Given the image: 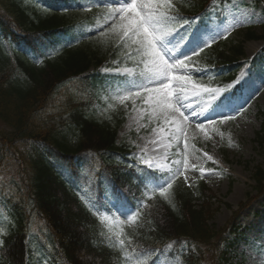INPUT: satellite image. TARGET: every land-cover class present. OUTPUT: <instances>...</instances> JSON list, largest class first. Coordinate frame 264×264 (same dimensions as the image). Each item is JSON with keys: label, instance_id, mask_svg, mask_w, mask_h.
I'll return each mask as SVG.
<instances>
[{"label": "trees", "instance_id": "1", "mask_svg": "<svg viewBox=\"0 0 264 264\" xmlns=\"http://www.w3.org/2000/svg\"><path fill=\"white\" fill-rule=\"evenodd\" d=\"M206 2L172 0L173 12L194 14ZM75 20L74 14L44 13L28 0H0V31L45 33ZM112 40L74 48L38 69L22 58L10 62L0 50V264H121L119 253L137 257L170 244L180 255L172 264H223L220 232L206 223L212 212L205 205L212 198L198 182L191 187L175 180L163 196L148 199L134 215V225L119 230L123 246L113 243V222L100 219L73 196L79 182L97 200L105 192L134 205L147 172L130 166L124 145H115L123 109L106 103L103 77L89 72L82 78L96 89L88 98L79 93L78 78L90 67L117 60L141 68L139 57L129 59L128 49L113 46ZM235 40L203 48L200 58L214 66L216 61L232 63L242 53ZM257 144L264 156V120ZM86 154L93 173L82 184L77 170L71 180L65 168L84 161ZM255 181L264 188L259 168ZM188 246L193 251L183 254Z\"/></svg>", "mask_w": 264, "mask_h": 264}, {"label": "rangeland", "instance_id": "2", "mask_svg": "<svg viewBox=\"0 0 264 264\" xmlns=\"http://www.w3.org/2000/svg\"><path fill=\"white\" fill-rule=\"evenodd\" d=\"M244 2L248 3V0H244ZM237 4L238 2H235L234 6L228 10L229 22L232 28L242 27L250 22L260 23L264 21L263 6L259 8L236 7ZM170 40L172 41L173 50L178 53L184 50L183 47L185 45L178 43L177 39L170 37ZM260 46V43L257 42L246 43L245 52L247 57L255 53ZM261 68L264 69V60ZM178 72V70H174L173 75H178ZM119 74L131 76V74L123 71ZM241 77L249 87L250 93L247 101H257L256 104L264 110V81H262L264 75L255 74L246 68L242 71ZM144 83L146 82L144 81ZM184 89V93L181 94L182 106L177 105L180 111H169L167 122L159 113L153 116L152 109L145 103V100H140L139 96L134 93L131 98L132 109L128 113L125 124L119 131L118 140L123 138L130 140V134L134 132L135 138L132 140V144L136 148V156L140 158L142 163L149 166L148 162H150L151 168L161 171L172 170V164L175 166V172L178 167L184 171L183 163L178 164L177 162L183 161L184 156L187 155L189 163V169L185 172L187 178H190L189 175L195 176L199 174L201 167L206 170L211 169V174H205L208 185L216 193V197L219 200L227 202L236 208L237 204L244 200L247 192L251 191V186L253 185L250 180V171L245 167V163L250 162L251 166L261 164L264 167V160L258 155L251 143L254 133L259 130V123L254 117L256 108L252 109L249 116L238 119L226 131H220L216 129L209 119H205V116L208 117L210 115L209 108L219 93L214 99L207 95L206 97L208 98L205 97L206 99H203L201 103L192 105L187 101V98L204 90L200 85L190 80L184 83ZM176 94L175 92L173 93L174 97ZM173 103H175V99ZM253 104H250L249 107ZM197 106H200V108L195 110ZM185 108H189L192 112L195 110V115L189 114L187 110L185 111ZM181 113H183V116ZM184 116L188 117V119L184 120ZM173 121L184 129L178 138L172 135L175 130ZM197 124H203V130L197 127ZM185 138H187L188 143L186 152L184 148ZM177 139H180L179 157L170 164L168 152L173 142H176ZM223 140L228 141L230 144L227 150L230 160L228 163L222 157L221 146L223 145L221 144ZM205 153L211 155L213 159L209 161L207 156L204 155ZM206 163L219 166L222 171L219 172L215 169L207 168L205 167ZM192 165H195V169L192 168ZM254 211L261 212V214L258 213L257 216H251L250 214ZM230 215L231 212L222 207L210 223L217 227L222 226ZM242 216V224L251 226L247 231L249 243L241 245L237 252L244 251L243 254L247 256L246 264H264V254H257L252 250V247L256 244L255 242L258 243L259 241V244L264 242V198L254 202L252 212L248 213L247 211ZM254 238L258 239L254 240Z\"/></svg>", "mask_w": 264, "mask_h": 264}, {"label": "snow or ice", "instance_id": "3", "mask_svg": "<svg viewBox=\"0 0 264 264\" xmlns=\"http://www.w3.org/2000/svg\"><path fill=\"white\" fill-rule=\"evenodd\" d=\"M97 5L106 4L109 8L108 24L110 27H106L105 31H101L100 35L104 36L106 33H112L123 47L128 49L127 57L129 59H135L137 65H143V70L140 72V76L143 83L139 85L143 90V95L138 91L137 96H141L145 100V103L152 109V115L156 116L157 113L163 116L165 122L168 120L169 111L179 112L180 108L177 105H181L182 96L184 93V83L191 79L190 76L173 75L175 69L187 68L186 60L190 59L185 55L184 60L177 59L176 56L170 55L169 45L172 41L168 39L169 31L164 28V25L177 19L172 15L175 11L172 0H93ZM182 18V17H181ZM189 20H185V23H189ZM220 35V33H217ZM215 39V37H212ZM178 47V45H177ZM192 49V55H196V48ZM121 71L132 74V69H116L117 73ZM208 95L213 99L218 94L219 90H205ZM177 93L174 97L173 93ZM175 99V103L173 100ZM182 106V105H181ZM183 116V113H181ZM195 115V113H193ZM223 119H232L231 114L219 113ZM188 117L184 116V120ZM205 119H209L211 123L215 121L205 116ZM175 124V130L172 132L174 137H179L180 133L184 131L179 124ZM201 130H203V124H197ZM185 152L188 149L187 138L184 143ZM207 159L211 161L213 157L204 154ZM149 167H151V163ZM184 171L179 167L176 172L173 173L169 179H175L176 176H187L185 172L189 169L188 156L185 155L183 161ZM195 169V165H192ZM211 169L200 168V175L203 178L205 174H211ZM172 184L169 182L167 187L160 186V195L163 196ZM131 219H135L132 217ZM120 245H125L124 239H119ZM3 243V241H0ZM131 242L129 241V244Z\"/></svg>", "mask_w": 264, "mask_h": 264}]
</instances>
